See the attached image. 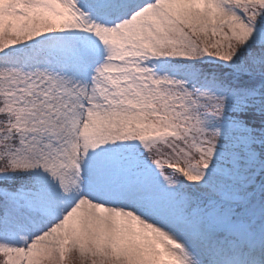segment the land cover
Listing matches in <instances>:
<instances>
[{
    "label": "snow or ice",
    "instance_id": "obj_1",
    "mask_svg": "<svg viewBox=\"0 0 264 264\" xmlns=\"http://www.w3.org/2000/svg\"><path fill=\"white\" fill-rule=\"evenodd\" d=\"M0 264H264V0H0Z\"/></svg>",
    "mask_w": 264,
    "mask_h": 264
}]
</instances>
